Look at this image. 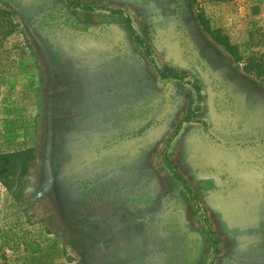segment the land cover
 <instances>
[{"label": "rangeland", "instance_id": "374dc122", "mask_svg": "<svg viewBox=\"0 0 264 264\" xmlns=\"http://www.w3.org/2000/svg\"><path fill=\"white\" fill-rule=\"evenodd\" d=\"M77 1L124 11L160 68L198 80L205 124L183 125L168 155L218 237L215 264H264V79L243 69L264 52V0ZM0 10V153L33 150L0 181V230L39 243L29 264H208L162 151L194 90L162 81L117 15L65 0Z\"/></svg>", "mask_w": 264, "mask_h": 264}, {"label": "trees", "instance_id": "16d2710c", "mask_svg": "<svg viewBox=\"0 0 264 264\" xmlns=\"http://www.w3.org/2000/svg\"><path fill=\"white\" fill-rule=\"evenodd\" d=\"M67 5L72 10H81V11H104L110 15H117L121 18L125 27L136 43L139 49L142 50L143 54L145 55L146 59L153 67L154 71L158 75V77L162 81L168 80H176L182 81L189 85L196 94L197 104L194 109L188 112L185 117L182 119L180 124L175 128L171 136L169 137L167 144L163 151V163L167 170L169 171L172 179L177 182L183 191L187 194L190 202L193 203L195 212L199 217V221L201 224V228L203 234L206 236L210 247H211V257L208 264H215L217 257L219 255L220 246L219 240L216 236L214 230L209 225V221L207 216L202 211L199 203H198V196L191 188L190 183L187 179L180 173L177 166L174 164L172 159L168 155V149L170 148V143L172 139L177 135L183 125L188 124L190 122H201L205 124L203 120L198 117L199 111L201 109V102H202V92L201 86L198 80L188 77L185 73L178 71L172 67H164L160 68L154 58L153 51L150 49L149 43L137 32L132 24V19L128 16L124 11L120 9L114 8H105L100 6H95L93 4L80 2L77 0H65ZM228 1V0H222ZM5 15V12L2 13L0 10V19H2ZM5 34H3L4 36ZM223 45H228L226 42H223ZM244 71L247 73L249 78L251 79H264V52L261 53L259 56H251L247 60H245V64L243 66ZM33 150L26 149L16 152H6L0 153V181L2 184L7 187L11 188L12 182L15 177L22 172H26L29 168V163L33 159ZM10 251L11 255L7 252ZM41 252V247L39 243L33 239L26 238L24 233L18 234L13 232L10 229H1L0 230V264H29L28 262V255H35Z\"/></svg>", "mask_w": 264, "mask_h": 264}]
</instances>
